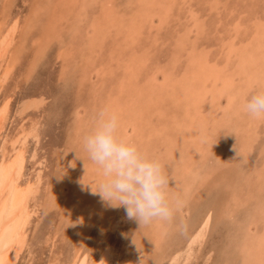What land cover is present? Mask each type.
<instances>
[{
  "label": "rangeland",
  "instance_id": "rangeland-1",
  "mask_svg": "<svg viewBox=\"0 0 264 264\" xmlns=\"http://www.w3.org/2000/svg\"><path fill=\"white\" fill-rule=\"evenodd\" d=\"M12 26L0 148L23 126L40 136L26 147L21 193L39 182L37 213L16 264H97L107 248L112 264H169L209 215L188 264H264V116L244 110L264 92V0H0L1 40ZM101 109L161 164L170 220L140 225L93 193L105 178L83 138Z\"/></svg>",
  "mask_w": 264,
  "mask_h": 264
},
{
  "label": "clouds",
  "instance_id": "clouds-1",
  "mask_svg": "<svg viewBox=\"0 0 264 264\" xmlns=\"http://www.w3.org/2000/svg\"><path fill=\"white\" fill-rule=\"evenodd\" d=\"M244 110L253 118L264 116V92L252 95L244 104ZM118 128L117 115L101 109L97 113L96 127L83 138L89 159L105 178L99 190H92L93 193L99 194L110 207H123L126 216L140 225L155 219L170 220L175 208L166 196L168 180L161 164L121 139ZM84 166L87 168L85 162Z\"/></svg>",
  "mask_w": 264,
  "mask_h": 264
},
{
  "label": "bare ground",
  "instance_id": "bare-ground-1",
  "mask_svg": "<svg viewBox=\"0 0 264 264\" xmlns=\"http://www.w3.org/2000/svg\"><path fill=\"white\" fill-rule=\"evenodd\" d=\"M45 7H48V6H45ZM47 11L50 12L51 10H47ZM43 13L44 12H42V14ZM39 14L41 15V13H39ZM39 14L37 12L38 16H39ZM15 27H16V25H15ZM10 28L12 29V30H10V33H8L5 37H3L2 40L0 39L1 40V42H0V71H2L4 69V68L2 69V67L4 66V64L7 61L6 60L7 54L12 49V47L14 45V41H15V39H14L15 35L14 34L16 32V29L13 28V26ZM12 52H14V51H12ZM9 64H11V63H9ZM15 64H16V62H15ZM12 67H13V65H12ZM8 70H9V68H8ZM7 108L8 107L5 106L4 109L2 110V113L0 114L1 115L0 116V138H1L2 133L4 132L5 126L7 125V122L9 119V116H8L9 112H8ZM24 110H25V107H24ZM37 126L38 125H36V123H35V125L32 126V130H30V131L25 128L26 126L25 127L23 126L20 129L23 131V134L22 133L20 135L18 134L19 135V136L17 135L18 137H15L11 140L5 139L2 147L0 148V155H1V160H0V264H16L18 262V259L22 255V253H24V251H25V249L29 243V234H30L29 233V227H30V224L32 223V218L37 213V211H36L37 206H33L32 202H33V198L35 197L34 195L35 194H36V196L38 195L36 193L38 190L36 191V189L38 187L39 182L37 183V185H35L36 187L34 185H33L34 187H32L30 185H26V187L27 186L28 187H27V190L24 193V195H23V193H21V185H22L23 179L25 178V170L26 169H25V161L24 160H25V153H26V147H27L28 140L31 137H34L37 141L40 139V136L37 132V128H38ZM13 136H15V135H13ZM181 175H180V178H181ZM206 216H208V214ZM203 220L204 221L200 224V226L192 232L191 236L189 237V239L186 243L185 248L183 250L177 251L173 256H171V255L169 256V258L171 257L169 259L170 260L169 264H182L183 260H184V264H188L190 261H192V259L194 258V255H196L195 253H197L195 248L197 246L201 247V245L204 244V242L208 238L210 226H212L211 225L212 218L210 215L208 217H206V219H203ZM119 221H120L119 219L115 220V223L113 225L115 228V231H116V227L119 224ZM103 250L105 251V249H103ZM115 253H117L116 250H114L112 248H109V249L107 248L106 251L104 252V254L101 253V255L98 258V261L96 263L100 264L101 261H104V264H112L114 262L113 259L115 258L114 257ZM195 259H194V261H195ZM204 259H205V257H204ZM209 262H210V259H208V262L206 264H208ZM83 263H85V262H83ZM128 263H129V261H128ZM77 264H79V263H77Z\"/></svg>",
  "mask_w": 264,
  "mask_h": 264
}]
</instances>
